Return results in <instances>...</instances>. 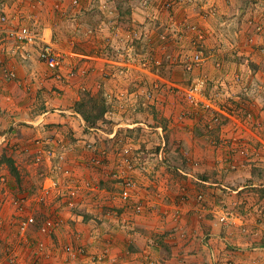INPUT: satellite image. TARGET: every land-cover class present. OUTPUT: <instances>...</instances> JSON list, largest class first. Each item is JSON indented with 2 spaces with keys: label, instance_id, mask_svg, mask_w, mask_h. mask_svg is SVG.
<instances>
[{
  "label": "rangeland",
  "instance_id": "obj_1",
  "mask_svg": "<svg viewBox=\"0 0 264 264\" xmlns=\"http://www.w3.org/2000/svg\"><path fill=\"white\" fill-rule=\"evenodd\" d=\"M7 1L9 0H0V3ZM112 1L125 9V4L134 0ZM168 1L170 0H146L147 6L157 4L160 12L154 15V19L148 18L143 24L134 22L132 18L127 21L128 23H117L110 18L111 22L116 21L117 25L114 31L112 30V37L101 39L102 47L98 59L120 62L117 64L119 66L117 71L113 74H105L104 70L100 72L104 80L117 81V90H105L104 82H100L96 88L111 105L106 118L98 122V128H94L95 131L100 130L102 133L99 131V136L94 138L96 143L88 142L82 148L81 154L65 144L68 141L73 143L78 138L72 136L73 134L65 135L66 138L61 144L62 149H58V153L64 155V158L56 160L59 161L58 163L54 160L52 163L46 161L44 166H58L65 161H81L89 167L103 169L105 165L101 167L93 165L92 159L109 161V153L112 150L117 153L118 146L121 148L115 157L123 161L125 150L128 149L127 157H131L133 161L146 162L145 169L141 167L142 169L138 168L132 173L138 182L133 201L142 203L143 210L137 212L132 207L130 210L135 215H142L147 205L143 200L136 198L142 177L156 173L153 172L157 171L155 163L157 167L158 163H175L177 169L173 171L175 178L171 183L175 208L170 217L162 213L160 219L166 221L169 217L175 224L181 221L183 214L189 218L187 230L179 232L182 237L181 242L188 243L191 256H197L199 253L201 255L199 257L201 263L190 264H264V0H193L191 4L182 5L175 10L167 8ZM10 2L9 5L14 6V10H16L15 5L18 7L21 5V8L24 6V11L29 10L30 14H32L31 9L25 7H29L32 3L33 6L35 5L34 1L30 0ZM72 5L77 6L73 0H70V10ZM116 5L114 6L117 7ZM100 6H102L101 2ZM111 8L109 11L112 12ZM56 9L60 8L56 7ZM56 9L53 8V12H57ZM162 11L165 13L164 16L161 15ZM17 13L19 17L20 12ZM116 14L115 9L110 13L115 19ZM171 16H174L173 20ZM11 20L13 22V19ZM122 23L127 24V27L121 26ZM13 24L17 25L14 22ZM73 24L74 22L65 24L66 33L73 30ZM112 25L113 28L114 24ZM193 25L198 26L203 32L205 35L203 40L197 33L190 31ZM31 26L43 30L40 21H33ZM120 26L129 30L131 34L129 39L125 37L126 35H121L123 31ZM76 34L78 38L79 34ZM57 35L53 37L56 42L62 40L66 45H70L69 41L72 38H67L65 41ZM163 35H167L166 39L162 38ZM92 37L93 35L87 30L80 34L78 43L87 56L82 62L89 59L94 61V53H88L93 45ZM193 40L197 45L192 42ZM138 42V50L136 47L132 52H127L129 44ZM245 47L253 48L255 59L253 62L249 60L248 64L243 66L241 65L243 62L238 61V53L245 51ZM197 50L203 51L206 58L200 66L192 61ZM221 51L226 53L227 58L221 59V56H218ZM189 63L194 66L191 71L186 68ZM207 66L213 70L210 71ZM75 71L77 73L75 78L78 76L86 78L89 67L80 66ZM198 78L206 80L205 93L214 108H207L202 103L197 105L190 101L187 90ZM54 89L60 92L59 88ZM86 90L94 93L92 87L87 84L82 85L80 99L81 93ZM52 92V89L48 90L49 100L59 96L58 92L57 94ZM63 93L64 96L65 92ZM153 116L155 122L149 123ZM139 122H144L146 125L131 127ZM117 124H122V127L115 132L114 127ZM21 126L27 127L28 124L21 123ZM155 127H161L162 130L156 131L153 129ZM186 127L188 134L185 138L181 133L182 128ZM111 134H114L113 138H110ZM187 140L191 143L190 146L186 144ZM202 142L204 147L200 144ZM89 144H93L94 148H89ZM198 145H201L204 151H202L204 155L202 154L200 158L196 154V150L200 148L197 147ZM23 158L25 162L30 161L26 154ZM26 165L30 171L32 170L35 183L32 187L25 186L24 182H21L19 186L14 187L15 196H36L40 192L43 179L40 175L37 176L36 172L39 168L30 163ZM18 166L24 174L27 168L21 163ZM204 170L206 172L203 173ZM42 171L44 175L52 176L57 181L60 178L59 173L55 170H52L54 172L52 173L46 166ZM186 171L188 173L191 171L195 178L190 179L185 174ZM112 173L108 176L111 177ZM20 176L22 180V175ZM115 182L121 183L111 179L102 184L97 182L95 188L98 190L100 186L102 189L112 191ZM79 186L81 193L75 201L79 204L81 200L82 204H86L92 197L89 194L83 196V193H86V189L90 187L82 183H79ZM57 192L56 196L53 192L49 195V202L51 197L55 200L58 199L56 197H61L59 191ZM200 195L203 196L202 199ZM85 199L88 201H83ZM3 207L4 205L1 206V210ZM13 213L9 223H11L10 228L13 227L11 230L14 239L17 235L16 220L19 217L15 210ZM115 215V212L108 214L110 217ZM223 217L227 219L224 221ZM130 231L135 232V230ZM215 241L218 242L217 245ZM15 247L18 252L21 250L20 252L24 254H19L23 264H35L31 246L20 243L17 237ZM179 247L178 244L177 249H180ZM3 249L0 250V254L2 253L0 260L8 256V252L5 253L6 249ZM25 254H30L28 260H25L27 258ZM56 257L57 252L54 253L53 258L36 263L64 262L63 258L58 260ZM68 263L65 261L62 264ZM0 264L4 263L0 261Z\"/></svg>",
  "mask_w": 264,
  "mask_h": 264
},
{
  "label": "crops",
  "instance_id": "obj_2",
  "mask_svg": "<svg viewBox=\"0 0 264 264\" xmlns=\"http://www.w3.org/2000/svg\"><path fill=\"white\" fill-rule=\"evenodd\" d=\"M10 1L11 0L5 3L1 2L0 4H5L6 11L10 19H13V22L17 24L16 26L29 24L28 26L32 27L31 23L33 21H40L46 34H52L53 37H55L54 35H57L59 31V35L57 36L60 39L62 38L66 41L67 38H72V40L69 41L70 45H66L62 40L57 42L58 46L66 54L64 67L62 69V74L65 79L58 80L54 76V73L39 61L38 46L26 47L24 53L19 52L18 49H16L17 45H15L13 41L7 40L6 37L2 35L0 36L2 38L0 39V172L4 174L3 176L0 173V177L3 176L0 178V250L3 249V245H5V253L8 252V256L0 261L4 264H12L9 254L13 251L19 256L16 264H23L19 255L23 253L20 252L21 250L18 252L15 247L17 236H14L13 239L11 230L13 227L10 228L11 223H9L12 216L11 214H14L11 197L15 196L16 190L14 187L19 185L16 181L17 179L10 172L8 165L3 161V156L7 155L14 160L17 170L20 172V175H22V182H24L25 186L33 187V183H35L36 179L33 178L34 174L32 170L30 171L28 165H26L27 162H25L23 158L25 154H22L19 150L20 148H26L34 139L49 134H55L60 141L65 140V135L69 134V136H71V134H73L72 136L78 138L77 141L73 143L68 141L65 144H68L69 147H72L78 153L82 151V148H84L88 142L96 143L94 138L99 136L98 132L100 130L95 131V129H87L85 121L75 112L73 106L74 103L80 99L82 85L87 84V86L92 87L94 93L98 92L96 88L100 85V82H104L105 90H117V81L111 79L104 80L100 72L104 70V72H106L105 74H113V72L117 71V64H119L120 61L98 59V53H101L100 48L102 47L100 41L101 39L105 40L106 38L112 37L113 29L116 28L117 23H126L132 18L134 22L143 24L148 18L154 19V15L160 11L157 4L147 6L148 2H146V0L130 1L125 4V9L116 5L114 1H112V3L111 0H79L78 4H76L77 6L72 5V10H70V0H64L58 10L56 9L57 2L55 0H30L35 3L34 6L32 3L29 7H25L31 9L30 11L32 14H30L29 10L24 11V6L21 8V5L19 7L15 5L16 10H14V6L10 7L9 5L11 3ZM23 1L24 0H19V2ZM100 2L102 6H100ZM111 6L116 10V19L110 15V13L114 12ZM53 8L56 9L57 12H53ZM110 8L112 12L109 11ZM101 10H103V12ZM70 11H72V13ZM17 12H20L19 17ZM64 12H66V14ZM161 15L164 16L165 13L162 11ZM14 17L16 19H14ZM110 18L116 20L117 23L115 24L116 21L111 22ZM68 22H74L73 30L66 33L65 24ZM112 23L114 24L113 28ZM124 23H122L121 26L127 27V24ZM121 26V31H123L121 35H126L125 37L129 39L131 35L129 30ZM62 28L64 29L62 30ZM85 30L89 31L90 35H93L92 38H94L92 42L93 45H91L92 47L88 52L90 54L94 53V61L89 59V61L82 62V59L87 58V56L84 55L86 54L85 50L82 51V49H80L81 45L78 42L80 41V34ZM76 33L79 34V39ZM96 37H98V39H96ZM212 37L214 38V33H212ZM109 42H111V40ZM138 47L139 42L131 43L129 44L127 52H132L133 49L138 50ZM245 48V51H239L238 53V61H242L243 63H241V65L243 66L245 64L247 65L249 60L253 62L255 59L253 48ZM225 54V52L221 51L218 53V56L224 59L227 58ZM80 66L82 68H85V66L89 67L88 76L86 78L81 76L68 78V73ZM4 68L15 71L17 79L7 81L3 76ZM207 68L210 69V71L213 70L209 66H207ZM54 88H59L60 92H58V89L55 90ZM51 89L53 90V94H57L58 92L59 96L52 97V99L49 100L48 95L50 94H48V90ZM63 91L65 92L64 96ZM57 97L61 98L58 99ZM154 118L155 116L152 118L153 121L150 120L148 122H155ZM169 122L171 123L170 120ZM21 123L28 124V126H21ZM136 125L146 124L144 122H139L130 126L133 127ZM121 127L122 124H117L114 127L115 132ZM153 129L156 131H159V129L162 130L161 127H155ZM182 130L183 132L181 134L186 138L188 127L182 128ZM100 132L102 133V131ZM113 135L114 134H111L110 138H113ZM113 142L115 143V141ZM186 144L188 146L191 145L188 140ZM200 144L203 146V142ZM201 145H198L197 147L200 148L196 150V154H198L197 156L199 158L202 154L204 155V151L201 149L204 146L202 147ZM120 148L121 147L118 146L116 147V150L119 149L117 153H114V150L109 153V161L105 162V167L103 169L94 167L93 169L81 161H65L63 164L57 166L58 169L56 170L58 171L55 172L60 174V178L58 179L60 184H65L66 186L71 180L80 184L82 183L84 186L90 187V189H86L87 191L83 193V196L89 194L92 199L86 204H82L80 202L81 200L79 201L78 199V207L71 210L64 204V199L61 195L62 192H64V187L62 186L60 189L61 191H59L61 197H56L58 199L55 200L51 197L52 199L50 198L48 204L40 205L35 203L33 205V211L38 212V214L42 216H60L63 218L64 224L52 238L41 234L38 229L35 230V228H33V231L30 233L31 241H33L32 244L41 240L46 243L54 242L58 246L73 242L77 245L87 247L91 254L100 257L96 262H93L89 256L69 259L70 262L68 264L201 263V260H199V257H201L200 253L197 256H191L189 252L191 249L188 248V243H182V237L179 235L181 230H187V220L189 218H186V215L183 214L181 221L175 224L169 219L175 208V203H173L174 193L171 183H173L175 178L173 171L177 169V167H175L177 164L175 165V163L171 162H166L164 164L158 163L157 167V163H155L157 171L154 170L153 172L156 173L150 174V177H142L143 180L141 179L139 190L136 192V198L143 200L147 205V209L142 215H135L134 212L130 210L131 208L124 204L117 196L122 190V183L119 184L115 182L116 185L114 184L115 187L113 185L112 191L102 189L100 186L98 190L95 188L96 184H102L111 180L108 174H111L119 167L118 164L121 158L117 159L115 156L119 154ZM80 154H77V156ZM121 156H123V154H121ZM19 163L27 168L24 174L18 166ZM45 166L54 173L51 165ZM45 166L39 167V170L36 172L37 176L40 175L42 177V170H44ZM100 171H102V173L99 174L98 172ZM187 171L189 172V170ZM187 171L185 174L190 179L193 177L195 178L191 171L190 173ZM204 172L206 171L204 170L203 173ZM140 176L141 175H139V177ZM205 177L207 176L205 175ZM2 178L7 179V183L1 182ZM56 193L58 192L53 191L54 196H56ZM160 197H162V200H160ZM83 201L88 200L85 199ZM3 205L4 207L1 210V206ZM187 208H190V206H187ZM187 208L185 207L184 210ZM39 209L41 210L39 211ZM111 211L115 212L116 215L113 217L108 216ZM162 213H164V216L165 213L169 216L167 218L168 220L162 221L160 219V214ZM130 230H135V232ZM176 231L177 233H175ZM173 232L175 234H173ZM174 235L176 236L174 237ZM215 243L217 245L218 242L215 241ZM178 244L180 249H177ZM138 245L141 246H139L140 249H138ZM198 251L199 250H196V252ZM54 252H57L56 258L58 260L63 258L64 262L67 261L68 256H66L64 251L56 247ZM25 256L27 257L25 260L30 258V254H25Z\"/></svg>",
  "mask_w": 264,
  "mask_h": 264
},
{
  "label": "built area",
  "instance_id": "obj_3",
  "mask_svg": "<svg viewBox=\"0 0 264 264\" xmlns=\"http://www.w3.org/2000/svg\"><path fill=\"white\" fill-rule=\"evenodd\" d=\"M57 2L56 7L60 8L61 3L64 0H55ZM193 0H170L167 2L166 6L169 10H175L177 7H181L182 5L191 4ZM74 4H78V0H73ZM174 16H171V20H173ZM190 31L197 33L201 40L204 39V34L199 30L198 26L193 25L190 27ZM6 37L7 40H11L17 45L19 52L25 51L26 47H39L38 59L41 63H43L50 71L54 73V76L58 80L65 79L62 74V69L64 67L66 54L63 50L58 46L57 42L54 40L52 34H46L44 30L38 29L36 27H30L28 25H19L16 26L13 24L12 20L9 18L8 13L6 11L5 4H0V36ZM167 35H163L162 38L166 39ZM0 39H2L0 37ZM195 45L197 42L195 40L192 41ZM193 63L200 66L206 61L204 57V52L201 50H197L195 55L193 56ZM189 71L193 70L194 66L192 63H189L187 67ZM123 73V72H122ZM76 71L72 70L68 73V78H75ZM3 76L7 81L16 80L17 74L15 71L9 68L3 69ZM239 80V79H238ZM206 80L204 78H198L193 82V85L190 89L187 90V94L192 103L197 105L204 104L207 108H214L211 100L208 95L205 93L206 91ZM5 142V140H4ZM63 141H60L55 134H49L46 136H42L34 139L28 147L20 148L19 150L26 154L29 157L30 161H26L36 167L43 166L44 163L50 162L53 160L56 161L58 159H63L64 155H60L58 153V149H62ZM89 148H94L93 144L88 145ZM127 153L129 150H125V155L123 161H120L118 164L117 170L112 173L111 179L114 181H120L122 183V190L117 194L119 199L129 207L135 208L137 212H142L143 204L140 202L134 203V191L138 189V182L132 176L134 171H137L138 168L143 167L145 169L146 162L141 161H133L131 157H127ZM93 165L102 166L105 165V161H101L97 158L92 159ZM53 170L57 171V166L53 165ZM142 169V168H141ZM42 182L40 185V192L38 195L34 196H12L11 204L14 208L17 216L19 217L17 220V237L20 239V243L31 246L34 254L35 264L43 259L53 258L54 251L56 247L64 251L68 259H77L79 257L89 256L93 262H96L100 259L99 256L95 254H91L87 247L82 245H77L73 242L67 243L64 245H56L54 242L46 243L43 240L37 241L32 244L30 233L33 228L38 229L39 232L43 235H46L50 238L54 237L57 234L58 229L64 224L63 218L60 216L51 217V216H39L36 211H33V205L35 203L40 204H48L49 203V195L53 191H61L62 185L52 176L42 174ZM1 182L5 183V179H1ZM62 197L64 199V204L73 210L77 208L78 203L75 199L81 193L79 183L71 180L66 186H63ZM201 199L202 195L199 196ZM112 212H109L111 215ZM230 214V213H229ZM228 214V215H229ZM227 217H223L222 220H226ZM10 262L12 264H16L18 262V255L11 251L9 254ZM37 262V263H36Z\"/></svg>",
  "mask_w": 264,
  "mask_h": 264
},
{
  "label": "trees",
  "instance_id": "obj_4",
  "mask_svg": "<svg viewBox=\"0 0 264 264\" xmlns=\"http://www.w3.org/2000/svg\"><path fill=\"white\" fill-rule=\"evenodd\" d=\"M81 95V99L75 105V112L83 118L87 129L98 128V122L106 118L107 113L111 109V105L100 92L93 93L92 91L86 90ZM3 161L8 165L10 172L17 179V183L21 184L20 172L17 170L14 160L4 155Z\"/></svg>",
  "mask_w": 264,
  "mask_h": 264
}]
</instances>
